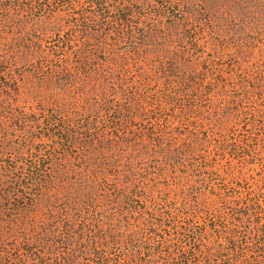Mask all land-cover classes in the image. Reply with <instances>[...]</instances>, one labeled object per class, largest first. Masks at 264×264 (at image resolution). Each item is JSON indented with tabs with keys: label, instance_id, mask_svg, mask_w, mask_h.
Wrapping results in <instances>:
<instances>
[{
	"label": "rangeland",
	"instance_id": "obj_1",
	"mask_svg": "<svg viewBox=\"0 0 264 264\" xmlns=\"http://www.w3.org/2000/svg\"><path fill=\"white\" fill-rule=\"evenodd\" d=\"M0 264H264V0H0Z\"/></svg>",
	"mask_w": 264,
	"mask_h": 264
}]
</instances>
